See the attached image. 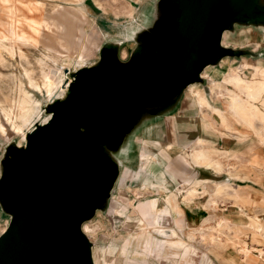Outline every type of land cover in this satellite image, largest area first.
<instances>
[{"label":"rangeland","instance_id":"obj_1","mask_svg":"<svg viewBox=\"0 0 264 264\" xmlns=\"http://www.w3.org/2000/svg\"><path fill=\"white\" fill-rule=\"evenodd\" d=\"M21 1L0 0V38L9 36L15 28L26 30L27 34L25 40H19L20 43H25L22 46L12 40L9 50L14 48V57L5 54V59L0 62V104L5 106H9L10 96L17 95L19 84L26 82L25 67H30L28 69L34 71V76L39 79V60L46 58V54H58L65 58L67 51L59 39L57 20L64 23L62 12L76 5L71 0H28L27 3H24L26 0ZM261 1L264 4V0ZM81 4L88 16L83 22L85 28L89 34L92 32L98 43L85 66L99 65L101 52L109 45L116 47L121 60H129L138 51L146 30L155 31L165 19L171 18L166 0H83ZM129 4L134 8V16L131 17L127 13ZM145 9H149V13ZM31 18L41 23L38 32L29 30ZM77 22L80 23L78 19ZM222 41L224 45L244 53L239 57H223L211 65V72L202 76L203 80L197 83L202 87H207L212 81L219 84V79L231 66L247 60L264 61V23L235 21L225 31ZM70 53L72 51H69ZM78 68L79 66L74 64L64 66L67 76L63 84L73 79ZM233 73L234 71H230L229 75ZM186 92L187 88L170 107L143 112L137 120L129 122L120 130L110 143L113 148L112 155L120 163L121 172L105 206L87 222L91 225L87 230L93 232L88 236L95 245L94 260L99 257L100 264H264V258L258 252L250 256L244 255L238 249L239 245L235 244L236 238H233L234 234L230 229L227 231V228L220 226L221 223L227 224L231 219L241 232H250L246 224L250 220L249 215L263 216L264 197L259 201V205L243 204L244 198L251 199L253 203V196L244 192V188L235 185L230 179H226V174L223 173L220 174L222 178L213 179L210 185L199 182L208 188H200V193L191 203L187 204L183 200L188 186L196 180H203L200 177V168L192 167L183 158L184 152L190 150V145L198 136L194 120L184 116L192 111V108L187 109L189 102ZM225 94L223 90L216 88L211 96L223 98L226 105L228 100ZM36 96L42 100L44 112L42 117L36 120V123H41L49 113L46 107L51 100L45 90L38 91ZM214 113V109H207L204 115ZM257 122L260 125H257ZM229 124L230 128L216 125L220 135L237 133L240 139L246 137L236 129L234 115L229 116ZM255 124L258 128L262 127L259 119H256ZM9 138L12 137H0V172L3 160L7 157V148L10 144L18 146L20 141L19 136L14 137L12 142ZM168 144L173 146L170 152L166 147ZM203 148L220 149L218 146ZM215 157L220 165L215 164L209 169L221 172L228 167L230 176H235L230 170L234 166L229 152ZM201 165L207 167L205 164ZM218 184L224 186V190L215 195L214 189ZM231 195L239 197L238 203L232 201ZM144 201L156 202L151 214L145 215L139 208ZM233 204L248 208L245 210L240 207L244 212L233 210ZM10 219L11 215L0 202V234L4 227L7 228ZM231 235L233 237H230ZM241 238L251 242L249 236ZM255 244L264 248L262 244Z\"/></svg>","mask_w":264,"mask_h":264},{"label":"water","instance_id":"obj_2","mask_svg":"<svg viewBox=\"0 0 264 264\" xmlns=\"http://www.w3.org/2000/svg\"><path fill=\"white\" fill-rule=\"evenodd\" d=\"M169 2L178 18L152 48L127 61L115 46L104 48L100 64L77 69L66 96L46 107L51 118L24 145L7 148L0 202L11 219L0 234V264H95L84 225L121 172L100 144L131 117L170 107L207 66L242 55L222 41L235 21L264 23L261 0Z\"/></svg>","mask_w":264,"mask_h":264},{"label":"bare ground","instance_id":"obj_3","mask_svg":"<svg viewBox=\"0 0 264 264\" xmlns=\"http://www.w3.org/2000/svg\"><path fill=\"white\" fill-rule=\"evenodd\" d=\"M72 1L75 2L76 5L72 6L68 11L62 12L61 14V16H63L64 18V23L61 22L60 20H57V27L59 28L58 33L60 35L59 39L62 45L64 46L65 50L67 51V53L65 54V58L62 56H58V54L57 56L46 54V58H42L39 60V68H40L39 79L34 76V71L32 72L28 69L30 67L28 68L25 67V76L27 78L26 82L19 84L17 89L18 93L16 96L13 97L9 95L10 96V98L8 99L9 106L0 104V137H6L7 135H9V137H12L9 138V141L12 142V139H14V137L19 136L20 141L18 146H22L25 144L27 140V134L35 128L37 124L36 120L41 118L43 115L44 111L42 108V100L36 96V93L38 91L41 92L42 90H45L47 96L51 100L50 103H52L57 98H64L68 92V86L72 81L70 80L66 84H63L67 76V74H65L64 72V66L65 65L70 66L71 64H74L75 66H79V68L85 66L87 59H89V57L94 54L96 46L98 47L97 40L93 37L92 32H91L92 35L88 33L83 23L84 21H86V18L88 17L86 15L87 13H85V8L81 4L83 0H71V2ZM21 2H23V0ZM27 2L29 1L26 0L24 3ZM166 2L169 11H171V18L165 19L160 25H158L155 31L146 30L145 35H143V38L140 41L141 43L139 45L140 46L138 49L139 51H146L152 48V46H154L156 41H158L165 33H167L170 27L177 20L178 18L177 13L175 12V10H173V7L171 6L169 0H166ZM127 8H128L127 13L129 14V16L130 17L134 16L133 5L129 4L127 5ZM145 10L147 13H149V9H145ZM96 18H98V16ZM77 19L80 21V23L77 22ZM29 24H30L29 26L30 31L38 32L39 30L38 26L41 25L39 20L35 18H31L29 19ZM103 36L105 37V35ZM25 37H27L26 30L20 31L19 29L15 28L12 30L9 36L3 37L4 39L0 38V62L5 59V54H9L14 57L15 54L13 50L14 48L12 50H9V46L12 44V40L19 42V44H21L22 46L25 43L22 44L20 42L23 41L22 39L25 40ZM29 38L31 39V37ZM20 39L21 41H19ZM26 42L28 41L26 40ZM32 42H34V40H32ZM69 51H72V53L69 54ZM48 60H50V62ZM210 69H211V65L207 66L203 71L202 76H207L209 74ZM230 71H234V73L229 75ZM219 81H220L219 84H217V82L215 81L214 82L212 81V83L208 88L202 87L197 83L191 84L187 88L186 98L187 101L189 102L188 105L189 107L187 109L192 108V111L185 113L184 116L191 118V120H194L197 126L198 137L196 138V141L192 145H190V150L184 152L183 158L184 161L188 162V164H190L192 167L196 166L201 169V168H205L201 164H205L209 169L215 164L218 166L220 165V163L216 160L217 157H215V155L222 156L227 154L229 151L215 149V148H203V147H214L218 145L217 140L214 139L217 138V136H219L218 135L219 132L216 125L221 124L230 128V124H229L230 115H234L237 124L244 126L245 129L246 128L253 129L256 135L259 136V138L264 139V61L253 62L247 60L236 66H231L221 76ZM216 88L218 89L220 88V90H223V92L226 93L225 95L227 97L228 103L225 105V107H223L220 104L219 105L214 104L211 100L210 95H212L215 92ZM14 91L13 93H15ZM208 92H211V94H208ZM54 97L55 99H53ZM207 109H214L215 110L214 115H210V114L204 115V112ZM225 110H229V111L223 112ZM51 116L52 113L49 112L43 118L41 123L47 122L51 118ZM134 118L135 116L131 117L130 120L124 123L123 124L124 126L120 130H123L126 124L128 122L133 121ZM256 119H259V121L261 122V126H262L261 128H258V126L255 124ZM117 135H118L117 132L110 134V136L106 139V141L100 144L106 151H110L111 154H112L111 150L113 148L110 146V143L115 137H117ZM10 146H12V144H10ZM166 147L169 150V152L173 149V146H171V144H168V146ZM2 171L3 170L1 168L0 177ZM199 182L200 179L196 180L194 183H191V185H189L188 188L186 189V192L183 196V200L187 204L191 203L193 198L198 193H200V189L198 187L200 185ZM205 188L207 189L208 187L202 185V189L205 190ZM214 190H215L214 194L219 195L224 190V186L218 184ZM155 204H156L155 201H144L141 203V205H139V208L141 209L143 214L148 215L151 214L152 211H154ZM90 226L91 225H89V223H86L84 225V229L87 232V234L93 233L87 230V227ZM5 229L6 227H4L1 230V233L4 232ZM239 247L244 254L250 253V250L248 249L246 243ZM95 261L96 264H100L99 257L98 258L96 257ZM187 264L190 263L188 262Z\"/></svg>","mask_w":264,"mask_h":264},{"label":"crops","instance_id":"obj_4","mask_svg":"<svg viewBox=\"0 0 264 264\" xmlns=\"http://www.w3.org/2000/svg\"><path fill=\"white\" fill-rule=\"evenodd\" d=\"M209 86L210 84L205 88H208ZM210 97L214 104H220L225 107L223 98H218L216 95H210ZM257 125H260V123L257 122ZM235 127L239 132L246 135L244 139H240L238 137L239 134L237 133L225 136L219 134L217 138H214L217 140L218 148H220L221 150L229 151L232 157L231 162L234 166H231L232 168L230 170L235 174V176H230V173L227 170L228 167L221 172H216L213 169H206V167L199 170L201 174L200 177H202L201 179H203L200 180V182L210 185L213 179L222 178L220 174L225 173L226 179H230L235 185L244 188V192L249 193L253 196V203L251 199L246 200V198H244L243 204L248 206H253L254 204L259 205V201L264 197V141H262L259 136L256 135L253 129H245L244 126L239 124H236ZM199 186V189L202 188L201 184ZM230 197H232V201L234 203H238L239 197L235 195H231ZM233 206V210L238 209V211L242 210V212H244L246 208H248V206H240L245 209L243 210V208H240L237 205L233 204ZM262 206L264 208V205ZM249 218L250 220L247 221L246 224L250 228V232H241L238 225L233 223L230 218L227 224L221 223L220 226L222 228H227V231H229L228 229H230V232H232L234 236L236 235L238 237H233V235L230 236L236 238L235 243L237 242V246L238 244L239 246H242L245 243L247 244L248 249L250 250V253L248 254H244L238 246V249L244 255L250 256L255 254V252H258L264 258V248H259L255 244L258 243L264 245V213L263 216L258 214L254 216L249 215ZM242 236H246V238L249 236L251 242H248L246 239H242Z\"/></svg>","mask_w":264,"mask_h":264}]
</instances>
